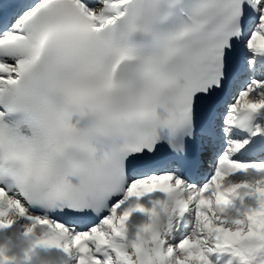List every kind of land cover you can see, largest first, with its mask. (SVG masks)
I'll return each mask as SVG.
<instances>
[{
    "label": "snow or ice",
    "instance_id": "snow-or-ice-1",
    "mask_svg": "<svg viewBox=\"0 0 264 264\" xmlns=\"http://www.w3.org/2000/svg\"><path fill=\"white\" fill-rule=\"evenodd\" d=\"M236 197L255 206L222 218ZM29 206L64 219L27 217L26 236L46 230L21 264L37 249L157 264L141 232L162 264H211L246 235L264 245V0H0V229ZM189 206L166 245L161 217L167 231ZM134 212L149 220L127 240Z\"/></svg>",
    "mask_w": 264,
    "mask_h": 264
},
{
    "label": "bare ground",
    "instance_id": "bare-ground-1",
    "mask_svg": "<svg viewBox=\"0 0 264 264\" xmlns=\"http://www.w3.org/2000/svg\"><path fill=\"white\" fill-rule=\"evenodd\" d=\"M242 178L247 179L248 177H245V175L242 173L241 174L236 173V174H233L232 176L228 177L227 181L240 182ZM156 193L157 192L152 193L149 196L142 197L140 199V203H141V200H144L145 207H151L150 200H155ZM246 198L249 201V204L247 206H244V207L239 206L238 197L233 199L232 204H235L234 208L236 211L233 214V216L230 217L231 219L239 218L240 214L242 212H244V210L247 207H254L255 206V202L252 198H249V197H246ZM158 199L164 200L165 194L162 193L158 197ZM28 216L37 217V215L32 214L27 208L26 217L25 218L24 217L16 218L14 220L13 224H19L22 230H27V227L31 226V224H32V221L27 218ZM130 216H132L134 218V222L136 223L137 230L142 225V223L148 221L147 216L144 218H140L141 216H140L139 212H134ZM183 216H185V219L182 218ZM183 216H181V217L173 216L172 220H171L172 227L168 228L167 231L164 230V228H165L164 222H165L166 217H164V216L161 217L162 237L165 240L166 245H175V244L179 243V241H180V239H182L183 235H186L188 233V231L191 228V224H192V220H193L192 206H189L188 210L183 214ZM126 227H127L126 239L127 240H133L135 238V234L137 231L136 232L130 231L128 228V222H126ZM212 255L217 256V260L219 258H222L223 260L227 259L228 260L227 262H229V260L231 259L229 253L226 256H221V255L216 254V252H213V253L209 254V256H208L211 263H212V258H211ZM233 261H235V260H231V262H233Z\"/></svg>",
    "mask_w": 264,
    "mask_h": 264
},
{
    "label": "clouds",
    "instance_id": "clouds-1",
    "mask_svg": "<svg viewBox=\"0 0 264 264\" xmlns=\"http://www.w3.org/2000/svg\"><path fill=\"white\" fill-rule=\"evenodd\" d=\"M243 202V201H242ZM248 207L244 210L241 215V218H234L243 220L246 217ZM16 218H13V222ZM231 219V218H230ZM149 220V218H148ZM147 222L142 223L139 227L141 228ZM227 227L235 228V225L229 224ZM238 230V229H237ZM199 231L198 227L193 229V236ZM140 238L144 241H147L144 244V248L147 249L152 257L157 261V264H162V261L165 259L166 249H163L161 244L158 241H151L149 236L146 233L141 232ZM135 239V238H134ZM31 249V245L24 250L23 257L21 259H16L15 257H9L4 253L3 256H0V260L7 261L10 258H14L17 261V264H21V262L25 258V254L28 253ZM131 251V249H129ZM219 253H229L230 260L228 264H231V260L234 259H246L249 261H258L260 259H264V245H262L261 241L256 238H250L247 235L244 237H240L236 242L232 249L221 248L217 250ZM32 264H57V260L54 256L49 254V251L43 250L42 252L35 251L32 254Z\"/></svg>",
    "mask_w": 264,
    "mask_h": 264
},
{
    "label": "rangeland",
    "instance_id": "rangeland-1",
    "mask_svg": "<svg viewBox=\"0 0 264 264\" xmlns=\"http://www.w3.org/2000/svg\"><path fill=\"white\" fill-rule=\"evenodd\" d=\"M242 210V209H241ZM242 215V214H241ZM212 263L211 264H228V260L226 259V260H223L222 258H219L218 260H217V256H213L212 255ZM216 258V259H215ZM223 260V261H222ZM231 264H235V261H233V262H231Z\"/></svg>",
    "mask_w": 264,
    "mask_h": 264
}]
</instances>
